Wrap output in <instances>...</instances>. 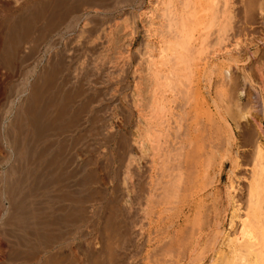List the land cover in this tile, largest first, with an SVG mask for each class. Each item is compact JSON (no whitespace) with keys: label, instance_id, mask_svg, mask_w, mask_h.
Listing matches in <instances>:
<instances>
[{"label":"rangeland","instance_id":"374dc122","mask_svg":"<svg viewBox=\"0 0 264 264\" xmlns=\"http://www.w3.org/2000/svg\"><path fill=\"white\" fill-rule=\"evenodd\" d=\"M197 3L189 75L175 3L0 0V264H226L217 251L264 203L260 162L230 157L254 148L264 0H229L224 31L222 8L210 25Z\"/></svg>","mask_w":264,"mask_h":264},{"label":"bare ground","instance_id":"6f19581e","mask_svg":"<svg viewBox=\"0 0 264 264\" xmlns=\"http://www.w3.org/2000/svg\"><path fill=\"white\" fill-rule=\"evenodd\" d=\"M176 1H177V3H176ZM202 1L206 2V4L209 6V9L211 11V17L208 21H206V24H207V22L210 25L216 24L218 19H220L222 17L221 15H220L221 17L218 16L219 15L218 14L219 8H222V11H223L222 13H224V15H226V17H225V20H223L225 24L224 25L221 24V27H222L221 31L226 30L227 26L231 25L232 19L235 17V14H236L235 11H237L236 9L234 10L233 7L232 8L229 7V0H223V1L221 0L222 4L219 0H167L169 5H171L170 6L171 8H172L173 4L175 3V6H174L175 9L173 8L171 10H168V11H170L168 18L170 20L169 21L170 22L169 27L171 28V26L174 25L175 29H177L179 31V32H177V35H178L177 37H178V47L180 48V51L176 52L178 55L177 68L180 67L179 64L181 62H182V64L184 63L185 68L189 70V71L187 70L189 75L191 74V71H192L191 68H192V60H193V56H194V54H193L194 50L197 51V49H199V47H200L199 44H193L192 43V38L195 37V35H196L195 29H196V26L198 25V19L197 18H198V13H199L198 10H196V9L193 10V8H194V5L196 2L199 3ZM217 1L220 2V5L218 4ZM159 3H161V2L159 1ZM232 6H233V3H232ZM167 8H169V7H167ZM253 8H254V5H253ZM253 8H252V10H251V8L247 9V10H250V12H249V16L248 15H246V16H248V18L250 17L249 20H251V18H252L253 23H254L255 21H259V20L255 19V21H254L255 17L253 18L251 16L253 14L251 11H254ZM164 10H165V8H164ZM257 10H256V12H259V10L258 11ZM220 13H221V11H220ZM244 14H247V13H244ZM256 14H258V13H256ZM256 17H257V15H256ZM248 18L246 19L247 21H248ZM263 21H264V19H263ZM248 23H250V21ZM248 23H247V27H248ZM242 27H243V25H242ZM244 27L241 28V26H240V32H243L242 30H244V29L247 30L248 28H251L252 25H251V27H248V28H244ZM260 29H262V28H259L258 30H260ZM248 32H247V34H248ZM260 32L262 33L261 30H260ZM255 37H253V38H255ZM237 38H238V40H240V36H238ZM253 38H251V39H253ZM253 40L255 41V39H253ZM254 41H251L250 43H252ZM238 42L236 44H238L240 46L241 45L240 43H242V42H239V43ZM243 42H245V41H243ZM254 43H256V42H254ZM245 44H247V46L249 45V43H245ZM257 46H258V44H257ZM256 48H258V47H256ZM237 49L238 48H236V50H234V51H237ZM240 49H238V50H240ZM228 50H229V48H228ZM217 51H218L217 49L211 51L212 57H215V55H217V54L223 55L224 52L226 51V49H223L220 52H217ZM230 51H232V50H230ZM230 51H229V53H230ZM257 54H258V52H257ZM153 62H155V61H153ZM185 63H188V64H185ZM152 64L157 65L155 63H152ZM182 64H181V66H183ZM182 68L183 67H181L180 69H182ZM184 69H182V70H184ZM154 71H155L156 78L160 79V74H158V71L156 69ZM156 71H157V73H156ZM163 73H164L163 76H165L166 72H163ZM248 73H250V72H248ZM166 78H168V77H166ZM249 81L252 83L251 79ZM257 96H259V94L255 95V99H256L257 105L260 107H258L257 109H254L255 110L254 114H256V113H258V114L256 116L252 115V117L254 116L253 118L256 121L255 123H256L257 127L253 126L252 129L248 127L251 130L248 131V133H247L249 139L253 141L252 145L254 146V148L250 151V153H241V152L236 150L235 154L232 153V156H230V157L232 159L234 166H236V167L240 166L241 163H243V162L244 163L250 162V161L260 162L261 166H260V171H259V174H260L259 179L263 183L264 182V141H262V139L264 138V128L262 126V122L264 120V100L257 98ZM259 99H260V101H259ZM159 102H161V101H159ZM252 103H254V102H252ZM158 109L161 110L159 106H158ZM234 109L236 111H234ZM239 109H241V103H240V100H237L235 107L231 108L229 106L227 108V111L231 114L232 113L237 114ZM222 116L224 118L222 120V126L225 127V129L228 130V132H230V134H229L230 140L229 141H231V142H229V145H231L230 143H232V142L236 143V141H234V139H236V138L234 137L232 127L226 118L227 116H225V115H222ZM254 119H253V121H254ZM250 140H249V142L252 143V141H250ZM232 151H234V150H232ZM59 170H61V169H59ZM52 179H53V177H52ZM53 190H55V189H53ZM230 202L232 204H234L233 203L234 202V196L230 197ZM259 206H261V203H259L258 200H256V197L250 199L248 206H246L248 213H246V216L241 223V229L239 231V234L235 235V236L228 235L227 236L228 238L225 236L227 238V242H225V241L223 242L224 248L221 247V248H219V250L217 249L218 250L217 254H219L220 259L222 258V260L226 264H264V203L261 206V209H260L261 211H258ZM235 210L237 211L238 209L235 208ZM217 247H219V246L217 245ZM215 261H216V258H215Z\"/></svg>","mask_w":264,"mask_h":264}]
</instances>
